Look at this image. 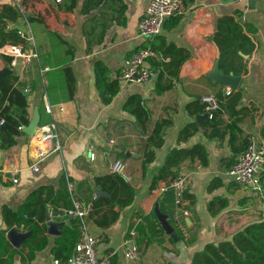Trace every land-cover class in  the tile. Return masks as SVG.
<instances>
[{"label":"crops","instance_id":"1","mask_svg":"<svg viewBox=\"0 0 264 264\" xmlns=\"http://www.w3.org/2000/svg\"><path fill=\"white\" fill-rule=\"evenodd\" d=\"M82 1L79 0L71 12L60 8L63 0H0V26L18 31L26 29L29 24L35 45L20 35L18 43H24L29 51L35 48L38 53V57L28 62L24 69H13L12 57L0 53V68L9 67L12 69L10 74L19 76V83L23 84L28 98L30 121L35 110L40 113V125L55 119L63 143L61 151L49 154L40 162L38 171L31 165L36 161L40 142L36 136L23 131L26 125L20 127L22 133L16 137L14 146L5 149L0 145V168L12 163L20 169L15 175L17 182L12 176L7 179L0 174V230L8 228L4 222L6 208L17 210L41 186L51 185L57 190L63 177L74 184V194L78 198L94 202L96 190L101 188L96 185L95 177L111 174L110 164L120 158L128 164L130 177L127 179L135 187L136 196L111 225L98 223L107 207L94 216L93 212L89 215L91 231L100 239L99 255L109 257L113 264H190L195 252L203 249L207 242L228 238L250 220L264 217V198L244 190L226 173L247 147L251 134H256L260 142L264 141V0H186L181 14L165 20L159 34L165 36V41L150 39L157 49L156 56L165 62L171 60L170 53L166 52V45L171 42L182 48L178 57L187 56L180 67L179 78H173L177 83L173 82L174 86L163 92L156 90L158 79L149 83H124L117 77L147 39L139 34L138 24L150 0H126V24L114 23L107 30L103 43L91 52L86 51L83 23L89 16L81 14ZM8 8L17 12V20L9 14L1 17ZM241 14L246 25L244 32L255 46L252 52L239 51L242 58L236 61L243 71L238 74L241 75L240 86L233 88L235 92L231 95L241 94L236 106L240 112H223L213 123L210 117L199 120L197 115L206 112L194 107L202 105V95L212 92L219 97L222 92L226 96L224 89L228 87L207 75L218 59V49L208 37L214 33L219 17L230 15L238 19ZM97 63L104 67L102 76L107 81L119 80V91L108 103L103 101L97 83ZM28 88L29 92L26 91ZM45 96L53 106V114L46 111ZM132 96H136L149 110L150 116L143 128L135 114L126 107ZM160 120L171 123L164 129L163 146L153 147L154 161L144 171L148 141ZM189 123H195L196 130L192 128L190 134L184 136L182 130ZM109 138L115 139L113 145H109ZM197 143L206 147V164L196 158L194 161L186 160L180 168L181 174L189 178L186 197L190 202L191 215L183 220L188 225L190 237L186 238L173 212L172 218L185 238L181 240L178 237L172 241L166 231L163 234L154 227L153 219L148 221L146 217L163 194L154 190L173 177L159 180L153 189L151 184L173 147H192ZM129 150L142 155L129 156ZM92 151L95 153L93 158ZM198 162L202 165L200 168L197 167ZM46 193V190L41 193V199L46 197ZM32 207L40 209L41 205L38 203ZM50 208L46 207V214ZM115 209L118 210V206ZM64 220L59 235L49 234L46 228L49 243L36 252L30 264H53L57 258L53 249L56 238L68 226L76 224L74 219L71 222ZM141 223L145 224L143 233L139 229ZM134 225L137 226L142 249L135 262L124 255V241ZM29 238L20 248L9 241L11 250L18 251L6 254L5 258H12V264H26L24 259H27L29 246L25 244ZM188 239L193 241L189 243Z\"/></svg>","mask_w":264,"mask_h":264},{"label":"trees","instance_id":"2","mask_svg":"<svg viewBox=\"0 0 264 264\" xmlns=\"http://www.w3.org/2000/svg\"><path fill=\"white\" fill-rule=\"evenodd\" d=\"M78 2L79 0H63L60 8L72 12L78 6ZM127 9L128 3L126 0L82 1L81 14L89 16L83 23V32L87 43L86 51L91 52L95 46L102 44L107 30L114 23L118 25L126 24ZM4 14H9L13 20L18 19L17 12L12 8L5 9L1 13V17ZM31 19L33 20V17ZM245 27L246 25L242 21V14L239 15L238 19L235 16L224 15L218 18L214 33L208 37V40L213 42L218 49L220 68L225 73L241 74L243 68L236 64V61L242 58L239 51L248 53L254 49V42L244 32ZM155 38L165 41V36L163 35H157ZM7 40L18 42L20 40L18 31L16 29L6 30L0 26V45ZM153 44V40L147 38L138 50L151 47L154 51H157ZM166 52L171 55L169 62H165L159 56H150L147 59V64L159 72V78L156 81V90L158 92H163L174 86L173 78H179L180 67L187 59L186 55L178 57L182 52V48L175 46L172 42L166 45ZM71 56H74V53ZM103 68L101 63L96 64L97 83L100 86L103 101L108 103L119 91L120 86L118 79L109 82L102 76ZM19 79L16 74H8L2 77L0 81V120L4 119V123L0 124L2 136L0 145L5 149H9L17 143L16 137L22 133L20 127L28 125L30 122L28 98L23 91V84L19 83ZM231 94L223 96L222 92L220 93L221 108L214 113L213 118L210 120L211 123L217 120L219 114L229 110L230 114H239L240 110L236 109V106L239 104L241 94L237 93L234 96ZM133 104L134 106L131 107ZM126 107L135 114L138 124L143 128L149 119L150 113L144 107L142 101H139L136 96H132L128 99ZM194 108L196 110H204L205 104L202 102V105H195ZM170 123L169 120H160L156 123L145 152L144 171H146L149 163L154 161L155 150L153 147L163 146L164 129ZM203 124L206 126V122ZM192 128L196 130L195 123H189L185 126L182 134L187 136ZM196 158L201 160L203 164L207 162L206 147L202 143H197L192 147H173L165 159V164L159 169L158 174L154 175L151 188H155L161 179H168V177H175L181 174L180 168L183 163L186 160L194 161ZM95 182L104 191L112 194V198L94 199L95 209L92 213L94 216L107 207L101 219H98V223L108 226L118 219L123 209L134 202L136 189L125 176L118 173L96 176ZM44 190L47 192L46 197L41 199L40 195ZM32 196L35 197L33 198ZM157 201L160 204V210L168 214L169 222L174 227L177 236L183 240L185 236L172 218L174 212L173 190L169 189L160 195ZM38 203L41 205L40 209L32 207ZM71 205L72 195L68 188V179L63 177L57 190L51 185L41 186L17 210L6 208L4 211V222L8 228L17 226L24 230H32V235L25 244V246H29L27 259H24L26 264H30L35 258L36 252L44 249L49 243V236L46 233V207L58 208ZM116 206H118V210L115 209ZM146 219L148 221L153 219L154 227L165 234L155 209L151 210L150 215ZM8 228L0 230V264H12V258L6 259L5 255L8 253L12 255L18 251L16 249L11 250L12 245L6 237ZM139 229L143 233L145 224L141 223ZM78 235L75 223L68 226L64 233L56 238V244L53 248L55 256L57 258H66L73 254ZM169 238L172 241L175 240L172 236H169ZM192 241V239H188L189 243ZM190 264H264V217L262 216L248 222L228 238L218 242H207L203 249L195 252Z\"/></svg>","mask_w":264,"mask_h":264},{"label":"built area","instance_id":"3","mask_svg":"<svg viewBox=\"0 0 264 264\" xmlns=\"http://www.w3.org/2000/svg\"><path fill=\"white\" fill-rule=\"evenodd\" d=\"M186 0H150L146 6L144 16L140 19L138 24L139 34L148 39H153L159 35L169 17L177 16L182 13L185 8ZM23 9V8H22ZM244 21V15L242 16ZM18 34L21 38L27 40L32 45H35V37L29 24L26 29H19ZM0 53L12 57L11 66L13 69H24L26 64L33 58L38 57L37 50L34 48L32 51L26 49L24 43L21 42H6L0 45ZM150 56H156V51L151 47H146L137 50L122 67L118 73V79L124 83H149L154 80L157 73L155 68L147 64V59ZM173 82L176 84L177 80ZM30 91V88L26 89ZM234 91L231 87L224 89L225 94H231ZM201 102L205 104L204 111L213 118L214 113L221 108L219 97L208 92L201 97ZM45 108L50 114H53V106L45 96ZM61 106V110H63ZM4 123V119L0 120V124ZM40 146L36 152V161L31 165L35 171L39 170V164L49 154L62 150V139L58 128V123L55 119L52 121L39 125L36 134ZM109 145L115 143L114 138L108 139ZM93 149V147H92ZM95 153L92 151V158ZM202 165L197 163V167ZM112 173H118L126 178L130 177L129 167L123 159H117L110 164ZM19 168H15L11 164L0 168V174L9 179L10 176L14 177L13 181L17 182V175ZM237 184L244 190L256 193L264 198V141L260 142L256 134H251L248 137L247 147L240 152L237 160L226 171ZM189 178L185 174H179L167 181H164L154 192L162 194L169 189L173 190L174 196V219L184 230L186 238L190 235L187 231L188 225L185 224L184 218L191 215L189 200L186 197L188 190ZM68 188L72 195V205L63 207H51L48 211L51 219L64 220L74 219L78 229V241L73 254L66 258H55L53 264H113L109 257H101L98 252L99 237L94 235L89 226V215L94 211V202L86 201L78 198L74 192L75 187L72 182H68ZM139 232L137 226H132L127 233L124 241V255L131 261H137L141 254L142 249L139 243Z\"/></svg>","mask_w":264,"mask_h":264},{"label":"water","instance_id":"4","mask_svg":"<svg viewBox=\"0 0 264 264\" xmlns=\"http://www.w3.org/2000/svg\"><path fill=\"white\" fill-rule=\"evenodd\" d=\"M12 73V69L9 67H3L0 68V79L6 75ZM207 75L215 82H219L225 86L237 89L240 86L241 81V75L235 74L233 72L225 73L224 70L220 68V62L219 59H216L214 62L213 68L207 72ZM159 78V72L156 73L154 80H157ZM197 118L199 120L202 119H208L209 114H198ZM40 125V113L38 110H35L34 115L30 123L26 126H24L22 129L23 131L28 134L29 136H35L36 131ZM127 155L133 156V157H140L142 153H134L130 150L127 151ZM96 198H112V194L107 193L102 188H98L96 190ZM155 212L159 218V221L166 231L167 234L174 237L176 240H178V236L176 235L174 227L170 224L168 215L166 213H163L160 210L159 202L155 204ZM46 220H47V231L49 234L52 235H59L61 234L60 227L65 224V220H55L51 219L49 216V213L46 214ZM67 221L71 222V219H66ZM32 234V231H23L17 226L11 227L7 232V238L8 240L17 248H20L23 243L26 241L28 237Z\"/></svg>","mask_w":264,"mask_h":264},{"label":"rangeland","instance_id":"5","mask_svg":"<svg viewBox=\"0 0 264 264\" xmlns=\"http://www.w3.org/2000/svg\"><path fill=\"white\" fill-rule=\"evenodd\" d=\"M253 220V219H252ZM252 220H250V221H252Z\"/></svg>","mask_w":264,"mask_h":264}]
</instances>
